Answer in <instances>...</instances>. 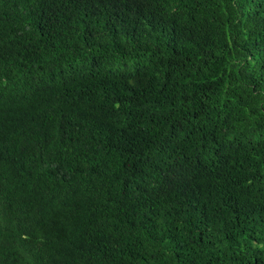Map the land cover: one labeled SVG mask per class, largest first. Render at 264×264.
<instances>
[{
    "label": "trees",
    "instance_id": "16d2710c",
    "mask_svg": "<svg viewBox=\"0 0 264 264\" xmlns=\"http://www.w3.org/2000/svg\"><path fill=\"white\" fill-rule=\"evenodd\" d=\"M0 264H264V0H0Z\"/></svg>",
    "mask_w": 264,
    "mask_h": 264
}]
</instances>
